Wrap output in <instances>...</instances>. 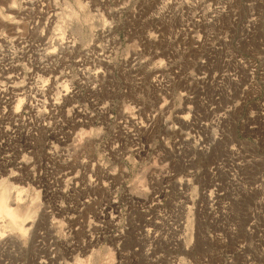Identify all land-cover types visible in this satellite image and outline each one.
Returning <instances> with one entry per match:
<instances>
[{"label":"rangeland","instance_id":"obj_1","mask_svg":"<svg viewBox=\"0 0 264 264\" xmlns=\"http://www.w3.org/2000/svg\"><path fill=\"white\" fill-rule=\"evenodd\" d=\"M0 183L2 264H264V0H0Z\"/></svg>","mask_w":264,"mask_h":264},{"label":"bare ground","instance_id":"obj_2","mask_svg":"<svg viewBox=\"0 0 264 264\" xmlns=\"http://www.w3.org/2000/svg\"><path fill=\"white\" fill-rule=\"evenodd\" d=\"M204 149L206 148H204V146H201V150ZM9 190L8 187L6 188L0 183V256L3 253L10 251L13 247H16L19 244L20 240L13 232L15 231L14 229L25 232L34 225H37L36 219L34 220L31 218V221L26 222V220L30 218L27 217V214H29L30 210L27 211L26 214H20L19 209L21 201L19 200L18 195L14 198L10 196L9 194L11 193V191L9 193ZM213 194L214 193L211 192L209 194V197L212 198ZM40 216H43L42 218L45 219L50 218L49 215L45 214V212H41ZM50 231L49 233H51ZM40 264L47 263L41 262Z\"/></svg>","mask_w":264,"mask_h":264}]
</instances>
